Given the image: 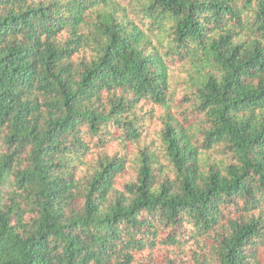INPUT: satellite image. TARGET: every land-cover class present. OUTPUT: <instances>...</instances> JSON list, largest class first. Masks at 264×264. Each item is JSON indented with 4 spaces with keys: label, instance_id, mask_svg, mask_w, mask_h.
Masks as SVG:
<instances>
[{
    "label": "trees",
    "instance_id": "1",
    "mask_svg": "<svg viewBox=\"0 0 264 264\" xmlns=\"http://www.w3.org/2000/svg\"><path fill=\"white\" fill-rule=\"evenodd\" d=\"M0 264H264V0H0Z\"/></svg>",
    "mask_w": 264,
    "mask_h": 264
},
{
    "label": "rangeland",
    "instance_id": "2",
    "mask_svg": "<svg viewBox=\"0 0 264 264\" xmlns=\"http://www.w3.org/2000/svg\"><path fill=\"white\" fill-rule=\"evenodd\" d=\"M174 66H173V69L175 70V77L177 78L180 74H183V71H184V69H183V67H182V64H180L179 62H175L174 64H173ZM174 80H176L175 78H174ZM177 88V87H176ZM179 89H182V87L180 88L179 87ZM150 106H147L146 108H145V110H147V111H149L150 110ZM159 116H160V112L159 111H156V114H155V122H159ZM194 117H195V114L193 113V111L189 114V118H190V121H193L194 120ZM151 118V117H150ZM150 118H147V120H146V125H145V129L146 128H148L149 126H151V124H152V120H150ZM159 118V119H158ZM200 119H203L202 117L200 118ZM159 130H160V128H159ZM108 151H110V152H112V151H114V152H117V151H119V146H118V144H113L111 147H109V150ZM129 151H133V148H129ZM127 175V174H126ZM125 177H123V179H124ZM123 179H121V180H119L118 181V184H120L122 181H123Z\"/></svg>",
    "mask_w": 264,
    "mask_h": 264
}]
</instances>
